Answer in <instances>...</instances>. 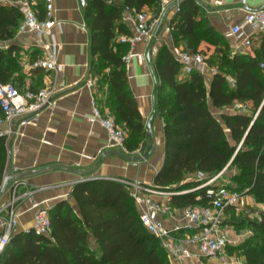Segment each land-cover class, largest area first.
<instances>
[{"label":"trees","instance_id":"trees-1","mask_svg":"<svg viewBox=\"0 0 264 264\" xmlns=\"http://www.w3.org/2000/svg\"><path fill=\"white\" fill-rule=\"evenodd\" d=\"M156 2L88 0L85 6L94 56L93 76L100 89L108 85L106 105L125 129L131 153L141 149L148 131L129 87L124 56L130 45L121 42L119 35L130 34L131 28L122 21L123 10L142 11ZM33 7L40 17L45 16L40 0ZM200 12L195 0H180L173 33L186 38L188 45L205 40L219 52L229 50L224 35L207 16L199 17ZM23 20L24 12L18 4L0 0V82L14 83L20 91L25 89V65L22 47L13 39ZM176 34L174 42L180 45ZM253 50L254 54L237 53L225 59L232 69L233 83L230 73L218 67L208 87L204 73L198 69L178 80L182 64L167 46L163 48L157 64L162 81L157 88V108L164 118L166 153L154 184L170 191L191 188L190 192L172 195L171 207L210 204L205 189L196 187L229 171L233 172L229 188L264 202V41ZM40 56L37 50L32 52L29 63ZM206 60L213 64L221 62L222 57L215 60L212 55ZM236 101H251L253 105L249 111L223 113V122L211 109V104L225 108ZM98 102L104 110V103ZM6 163V155L0 153V185L6 176ZM199 173L205 177L201 179ZM72 195L80 213L70 201H59L49 208L50 235L37 234L34 229L13 233L0 264H172L161 241L143 225L125 184L109 178L79 181L73 185ZM250 228L252 234L242 243L246 264H264V208L250 221Z\"/></svg>","mask_w":264,"mask_h":264},{"label":"crops","instance_id":"crops-1","mask_svg":"<svg viewBox=\"0 0 264 264\" xmlns=\"http://www.w3.org/2000/svg\"><path fill=\"white\" fill-rule=\"evenodd\" d=\"M170 1V6L164 12L162 24L155 31L154 38L150 41H142L133 48L130 47L132 58L126 64L129 87L138 100L147 131V123L156 111L152 119L153 151L147 159L140 162L128 161L115 153H107L111 149L107 131L88 120L92 113L91 89L88 86V80L95 81L93 91L98 100L104 103V110L109 112V107L106 105L108 85L100 89L97 79L93 76L94 56L91 51V33L86 25V8L82 6L80 0H55L54 16L59 24L52 28V34L46 35L44 40L56 47L57 71L31 69L28 60L30 55L36 50L42 54L43 50L37 45L34 33L26 32L16 35L15 42L25 51L23 53L26 57L24 62L26 77L23 87L29 85L35 89H41L53 86L57 91L55 103L46 107L32 123L22 125L19 119H15L12 123L4 124V128L9 126L13 128V133L3 137L0 145V153H4L7 158L6 175L15 176L48 167L40 173L12 179L6 192L0 197V204L5 203L10 196V187L17 180L23 181L21 190H33L31 195L23 198L18 204V223L14 233L33 229L35 212L40 208H52L61 200L70 201L76 212L80 213L77 201L72 195L73 184L71 183L81 178L117 176L154 184L155 176L164 164L166 153L164 118L157 108V88L162 84L157 64L165 46L171 50L172 45H177L174 42L176 32L173 33L172 29H167L170 26L172 28L173 20L178 12L174 0ZM195 1L200 7L199 17L207 16L210 19L228 41L234 55L247 52L248 47L244 44L245 37H250L252 44L255 43L256 47L264 41V32L256 24L246 21L249 11L263 6L262 0H247V4H241L236 0ZM160 7L161 0H158L155 4L145 6L142 11L153 16L157 11L159 12ZM131 12L133 10L125 7L122 19L130 28H132L131 23L126 22L124 17ZM235 24L242 25L243 33L240 36L232 32ZM176 36L181 41L178 46L197 48L206 59L215 53L216 46L205 40H195L194 45H188L186 38L179 33ZM212 65L206 60L205 64L196 68L204 73L208 87L217 70ZM187 74L182 71L178 75V80ZM166 89L167 92H171L169 87ZM211 109L222 122L223 113L245 112L241 108L230 111L226 107H215L212 104ZM216 110L220 112L219 115ZM144 142H147V147L145 149L141 147L132 155H145L149 152L151 147L149 132ZM181 191L187 193L191 191V188ZM170 197L155 196L170 207V213L165 215L156 213V216L169 227L176 223L182 225L183 234L196 232V228L191 227V221L183 216V208L170 206ZM238 242L240 241H236L235 244ZM202 260H206V257L195 256L186 260L184 264H201ZM171 263L174 264L172 260Z\"/></svg>","mask_w":264,"mask_h":264},{"label":"built area","instance_id":"built-area-1","mask_svg":"<svg viewBox=\"0 0 264 264\" xmlns=\"http://www.w3.org/2000/svg\"><path fill=\"white\" fill-rule=\"evenodd\" d=\"M18 4L24 12V20L18 33L32 32L36 36L37 45L43 50L40 56L31 67L45 70L57 71L58 62L56 57V47L44 40L46 35L52 34V28L59 24L54 16L55 0H40L45 9V16L40 17L33 5L36 0H19ZM241 4H247V0H236ZM82 6H86L88 0H80ZM177 10H180V0H174ZM263 6L259 9L249 11L246 16L248 23L256 24L264 32V0ZM170 0H161V7L157 15L149 16L144 11L131 12L125 15L126 22L131 23V33L120 36V41L128 43L131 48L142 41H150L155 36L159 23L166 9L170 6ZM129 9V8H128ZM132 10V9H131ZM171 30V26L167 28ZM232 32L240 36L243 33L242 25L235 24ZM244 44L249 47L252 44L250 37H245ZM171 51L182 64L183 71L192 72L198 66L206 63V57L201 52L186 50L182 46L172 45ZM132 58L130 50L124 59L128 61ZM91 89L92 113L88 120L92 124L102 126L108 133L109 147L121 150L127 154H134L128 150L126 145V131L121 124L116 122L110 112L103 110L99 105L97 96L93 91L95 81L88 80ZM56 88L48 86L39 90H33L29 85L23 91L11 82H0V139L13 133L12 126L4 128L5 122L12 123L15 119L20 120V124L32 123L42 111L55 103ZM223 172L204 180L196 189L204 188L205 197L210 204L188 205L182 209L183 216L191 221V227L196 228L194 233H182L184 228L176 223L172 227L167 226L164 221L156 216V213H170L168 204H164L155 196H172L186 191L163 190L155 184L145 183L127 177H84L79 181H86L95 178H109L121 182L128 187L130 196L135 200L139 211L140 219L146 229L157 237L167 250L170 259L174 264H184L186 260L195 256H224L230 245L236 242V235L226 224L225 218L227 209L236 206L242 200L243 195L237 190L231 189L226 183L219 182L218 179ZM199 177H204L199 173ZM75 182V183H76ZM72 182L71 184H75ZM22 180H17L10 187L9 199L0 204V257L9 244L11 237L18 223V204L20 201L31 195L33 190H21ZM2 185H0L1 190ZM34 230L37 234L50 235L52 221L48 208H40L35 212Z\"/></svg>","mask_w":264,"mask_h":264},{"label":"rangeland","instance_id":"rangeland-1","mask_svg":"<svg viewBox=\"0 0 264 264\" xmlns=\"http://www.w3.org/2000/svg\"><path fill=\"white\" fill-rule=\"evenodd\" d=\"M13 2L19 3V0H11ZM16 39V36L14 37V41ZM256 47V44L253 43L252 46L248 47L247 52L248 54H254L253 48ZM225 49V47H224ZM25 51H21V55L23 57V62H26V57L24 55ZM233 51L231 49L229 50H223L222 52H219L216 48L215 53L213 55V59H220L222 57V61L213 63V67L221 68L226 72L230 73V81L233 83L234 78L232 76V69L227 64H225V59L229 57H233ZM251 101H236L234 104L229 105L226 107V109H229L230 111H234L238 108H241L243 111H249L252 107ZM216 113L219 115L220 112L216 110ZM232 171L226 172L223 175H221L218 179L219 182L222 183H231V175ZM205 177V176H204ZM245 196L234 208H231L226 213V224L232 229L233 233L236 235V241L238 244H232L227 249V252L224 256H218V257H211V256H203L206 257V260H202L201 264H246V259L244 255V249H243V241L249 237V235L252 234V230L250 228V221L253 218H256L258 216L259 209L264 208V202L259 201L257 198L253 197L252 195H243Z\"/></svg>","mask_w":264,"mask_h":264},{"label":"water","instance_id":"water-1","mask_svg":"<svg viewBox=\"0 0 264 264\" xmlns=\"http://www.w3.org/2000/svg\"><path fill=\"white\" fill-rule=\"evenodd\" d=\"M161 24H162V21L159 23L158 29L160 28ZM155 114H156V111L154 112L153 116L150 118V120L147 123L148 132H149V134L151 136V147H150V150H149V152L147 154H145V155H132V154L124 153L121 150L114 149V148L109 149L107 151V153H115V154L123 157L124 159H126L128 161H134V162H140V161H143V160L147 159L152 154L153 146H154V137H153V131H152V119H153ZM146 147H147V142H144L142 148L145 149ZM47 169H48V167H42V168H38V169H34V170H31V171L22 173L20 175H15V176L6 175L5 178H4L1 190H0V197L6 192L8 186L10 184V181L12 179H14V178H22V177L30 175V174L40 173V172L45 171Z\"/></svg>","mask_w":264,"mask_h":264}]
</instances>
